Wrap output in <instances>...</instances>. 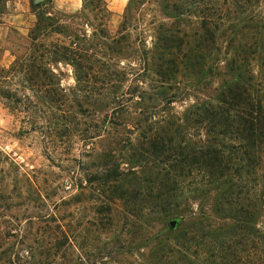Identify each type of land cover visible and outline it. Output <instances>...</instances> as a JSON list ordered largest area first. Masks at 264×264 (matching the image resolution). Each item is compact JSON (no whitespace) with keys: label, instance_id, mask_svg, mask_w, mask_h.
I'll return each instance as SVG.
<instances>
[{"label":"trees","instance_id":"obj_1","mask_svg":"<svg viewBox=\"0 0 264 264\" xmlns=\"http://www.w3.org/2000/svg\"><path fill=\"white\" fill-rule=\"evenodd\" d=\"M150 2L129 0L113 36L104 0H82L81 13L102 27L90 35L72 27L81 14L61 26L37 12L19 69L48 94L56 78L49 61L72 67L83 93L72 98L75 112L90 121L83 141L115 145L88 155L97 160L87 173L94 212L106 224L115 210L134 230L153 224L152 264H264V0ZM140 28L149 48L132 38ZM48 33L68 43L46 45ZM123 60L135 67L126 72ZM133 71L135 88L122 92ZM1 162L0 247L47 205L28 177ZM57 249L48 244V256Z\"/></svg>","mask_w":264,"mask_h":264},{"label":"rangeland","instance_id":"obj_2","mask_svg":"<svg viewBox=\"0 0 264 264\" xmlns=\"http://www.w3.org/2000/svg\"><path fill=\"white\" fill-rule=\"evenodd\" d=\"M35 1L29 0L30 4H36ZM104 1L111 13L104 30L113 36L129 0ZM150 1L146 0L145 8L152 4ZM4 3L5 0H0V24L4 22L1 17L5 12ZM41 3L36 12L31 7L32 14L41 12L61 26L69 24L70 14L60 9L66 5L77 9L74 15L81 16L72 27L79 30L78 35H90L95 29L102 28L93 23L90 14L81 13L82 0H58L57 5L53 0H41ZM100 23L96 21V24ZM27 34L12 26L7 33L6 48L2 47L4 42L0 39V167L7 166L1 161L8 159L39 189L47 205L37 206L32 224L26 225L22 232L17 227V231L4 240L0 247V264H152L157 243L153 239L156 234L153 224L134 230L124 225L115 210L111 223L100 222L105 220L95 214L94 195L87 182V173L94 170L97 160H91L88 155L91 150L100 152L115 145L102 136L90 143L83 141V130L90 121L76 115L72 98L78 91L72 67L66 62L50 60L46 65L56 74L50 87L54 93L40 94L33 81H26L19 65L30 44ZM132 38H139L148 48L151 45L150 38L141 28L132 32ZM51 41L68 43L65 36L48 33L44 42L48 45ZM121 65L126 72H130L131 66L135 67L130 60H123ZM136 73L133 71L126 76L122 92L135 88ZM53 95L62 96V99L56 101ZM175 107L181 110L178 105ZM4 189L5 193L11 187ZM197 203L193 202L194 209ZM259 227L264 229V224L260 223ZM22 243L29 245L33 254L30 259ZM55 243L58 249L48 256V244Z\"/></svg>","mask_w":264,"mask_h":264},{"label":"crops","instance_id":"obj_3","mask_svg":"<svg viewBox=\"0 0 264 264\" xmlns=\"http://www.w3.org/2000/svg\"><path fill=\"white\" fill-rule=\"evenodd\" d=\"M53 3L57 5L58 0H53ZM4 4L5 12L1 14L4 22L3 24H0V39L4 42L2 43V47L6 48V44L8 45L6 37L7 33L11 31V27H18V29L24 30V32L28 33L35 23V18L33 19L35 16L32 14L29 0H5ZM60 11L70 15L77 13V9H72L70 5L62 7ZM23 26L27 27L23 28Z\"/></svg>","mask_w":264,"mask_h":264},{"label":"water","instance_id":"obj_4","mask_svg":"<svg viewBox=\"0 0 264 264\" xmlns=\"http://www.w3.org/2000/svg\"><path fill=\"white\" fill-rule=\"evenodd\" d=\"M40 1H41V0H36L35 2L38 3V2H40ZM170 224H171L172 227H174V226H175V221H171Z\"/></svg>","mask_w":264,"mask_h":264}]
</instances>
